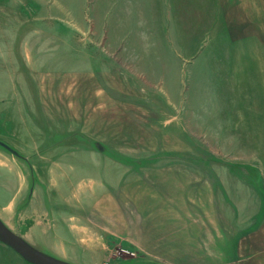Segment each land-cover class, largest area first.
Returning a JSON list of instances; mask_svg holds the SVG:
<instances>
[{
    "label": "rangeland",
    "instance_id": "1",
    "mask_svg": "<svg viewBox=\"0 0 264 264\" xmlns=\"http://www.w3.org/2000/svg\"><path fill=\"white\" fill-rule=\"evenodd\" d=\"M0 142V217L40 251L197 264L209 196L261 195L264 0H0ZM34 188L75 218L32 228ZM0 264L30 263L0 241Z\"/></svg>",
    "mask_w": 264,
    "mask_h": 264
},
{
    "label": "crops",
    "instance_id": "2",
    "mask_svg": "<svg viewBox=\"0 0 264 264\" xmlns=\"http://www.w3.org/2000/svg\"><path fill=\"white\" fill-rule=\"evenodd\" d=\"M13 160L14 158L8 159L9 162L0 164V167H11L12 163H15ZM10 170L14 172L16 169ZM37 170L36 167L35 171L38 175ZM17 171L16 177L20 187L23 186L21 184L23 180L25 182L28 181V184L31 183L27 174H24L18 168ZM49 171L50 173H47L45 175L46 177H42V175L39 174L42 180L48 182V193H50L48 198L53 202V205H55L56 199H54V195L57 194L56 191L60 193V178L66 175L58 174L60 171L59 168H51ZM20 174H22V176ZM253 183L252 185H256L257 189L260 188L261 195H258V200L252 201V204H250L251 201L249 202L248 198H246L244 211L238 210V207L237 210L232 209L229 205L226 207V205H222L220 201L217 200L216 196H209V198L212 199L213 206L212 211L206 213L207 221L205 224L208 231L207 234H204L202 242V244L205 245L204 249L208 253L203 256L199 254L197 264H264V178L258 179ZM35 184L38 185L36 182ZM19 186L8 204H11L19 195V192L23 190V187L19 189ZM38 186L41 187L40 185ZM31 191V205L35 204L36 201H41V199L44 205L39 208L35 207L33 212L27 216V219L33 220L32 228L50 225L49 221L51 219L55 221L60 218H75V215L62 216L60 210H58V208L55 209V207L53 210L49 211L43 197L45 193L41 189L39 190L36 188L31 189ZM56 198L59 199V197ZM4 222L6 223V221ZM23 237L29 243H33L24 233Z\"/></svg>",
    "mask_w": 264,
    "mask_h": 264
},
{
    "label": "water",
    "instance_id": "3",
    "mask_svg": "<svg viewBox=\"0 0 264 264\" xmlns=\"http://www.w3.org/2000/svg\"><path fill=\"white\" fill-rule=\"evenodd\" d=\"M2 146L12 151L13 153H18L7 146L6 144L0 142ZM0 241L13 250H15L24 260L30 264H72L64 260L52 257L45 254L44 252L37 249L31 243H29L24 237L16 234L0 217Z\"/></svg>",
    "mask_w": 264,
    "mask_h": 264
}]
</instances>
